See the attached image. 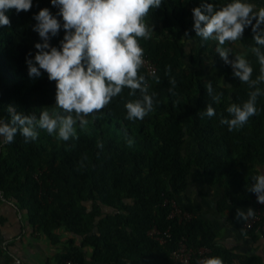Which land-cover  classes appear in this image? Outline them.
<instances>
[{
  "label": "trees",
  "instance_id": "1",
  "mask_svg": "<svg viewBox=\"0 0 264 264\" xmlns=\"http://www.w3.org/2000/svg\"><path fill=\"white\" fill-rule=\"evenodd\" d=\"M202 2L162 0L146 17L154 33L140 44L158 70L148 76L142 67L140 74L158 103L143 120L126 119L125 104L139 98V92L130 96L126 88L100 113L87 117L83 130L77 125L78 139L64 142L37 129L34 141L25 143L17 133L12 143L0 146V193L26 212L35 233L61 246L56 264H175L171 253L183 239L189 247L209 249L211 257L222 258L224 264L234 259L262 264L257 257L238 256L218 245L212 223L178 200L191 183L219 186L223 197L216 203L218 212L228 213L236 230L256 232H245L236 212L256 208V194L249 189L252 177L264 167V95L257 98V114L242 128L229 131L221 123L230 118L228 106L242 105L253 89L234 77L231 65L216 52L217 42L196 36L192 9ZM207 2L219 7L231 0ZM43 8L58 12L51 0H32L29 11L9 10L10 26H0V117L6 122L9 106L37 118L43 109L60 111L55 107V81L43 70L39 77H30L26 63L34 59V45L42 42L33 26ZM64 35L61 28L50 44L59 47ZM240 41L249 51L256 46L250 26ZM186 43L194 47L188 53ZM246 58L255 79L258 60L251 51ZM229 59H234L231 54ZM208 81L215 93H222L219 103L208 95ZM259 87L264 92V83ZM208 105L215 109L212 117L201 115ZM128 137L134 140L131 147ZM171 200L196 217L185 223L169 218L171 206L165 202ZM155 227L169 231L165 244L149 236ZM86 250H91L90 257Z\"/></svg>",
  "mask_w": 264,
  "mask_h": 264
},
{
  "label": "clouds",
  "instance_id": "2",
  "mask_svg": "<svg viewBox=\"0 0 264 264\" xmlns=\"http://www.w3.org/2000/svg\"><path fill=\"white\" fill-rule=\"evenodd\" d=\"M162 0H51L58 9L53 15L48 8L41 9L34 16L33 31L42 42L34 45L37 50L34 59H27L30 77H39L41 70L50 81L56 83L55 107L60 111L43 109L39 117L17 113L9 106L10 121L0 117V146L10 144L19 133L25 143L38 137L37 129L56 135L60 141L78 139L77 125L83 130L89 123L87 117L95 116L106 108L113 98L129 89L130 96L139 98L125 104L128 121L143 120L158 103L155 94H149L145 76L140 74L144 65V49L140 40L152 38L153 27L146 21L153 8H159ZM32 0H0V26H10L6 13L29 11ZM193 29L203 40L217 41L216 52L226 64L231 65L234 77L250 89L243 104L232 103L227 108L230 118H222L229 131L242 128L257 114V98L264 95L259 85L264 83V7L248 0H231L217 7L203 0L199 7L192 9ZM58 17L60 19H58ZM62 19V23H61ZM255 21V23H253ZM251 27L254 47L250 51L260 65V74L253 79V68L242 54L233 55L226 44H234L243 38L244 31ZM61 28L64 37L59 47L50 44ZM173 87L175 80L170 82ZM208 95L217 103L222 93H215L212 82L205 84ZM171 92L172 89L170 88ZM202 116L212 117L215 109L208 105ZM127 135V134H125ZM134 140L127 138L131 147ZM98 148L103 143L98 142ZM254 183L249 189L255 193L258 203L264 205V174L252 177ZM255 211L237 209L238 220L254 217ZM201 264H224L220 257L204 259Z\"/></svg>",
  "mask_w": 264,
  "mask_h": 264
},
{
  "label": "crops",
  "instance_id": "3",
  "mask_svg": "<svg viewBox=\"0 0 264 264\" xmlns=\"http://www.w3.org/2000/svg\"><path fill=\"white\" fill-rule=\"evenodd\" d=\"M255 5L257 9L264 7V4ZM222 197L223 189L219 186L191 183L187 193L178 200L212 223L218 232V245L238 256L257 257L264 264V236L258 231L248 234L232 227L228 213L222 214L216 208ZM67 237L66 234L62 236L63 240ZM60 248V245H53L41 234L35 233L28 223L26 212L0 193L1 264H56L54 256ZM86 253L90 257L91 250H86ZM88 264L93 263L89 261Z\"/></svg>",
  "mask_w": 264,
  "mask_h": 264
},
{
  "label": "built area",
  "instance_id": "4",
  "mask_svg": "<svg viewBox=\"0 0 264 264\" xmlns=\"http://www.w3.org/2000/svg\"><path fill=\"white\" fill-rule=\"evenodd\" d=\"M143 68L148 76H154L157 73V65L149 56L144 53ZM255 215L248 220H244L242 227L245 232L256 230L264 236V205L258 203L255 195ZM166 204L171 206V214L169 218L176 219L178 223L190 222L196 217V214L188 209L182 207L176 200L166 201ZM149 236L158 241L160 244H165L167 238L170 237L169 231H160L156 227L149 232ZM211 257V251L207 248L195 249L189 247L186 240L183 239L178 244V247L171 253V259L175 264H201L204 259ZM66 264H74L67 261ZM232 264H241L239 259H234Z\"/></svg>",
  "mask_w": 264,
  "mask_h": 264
},
{
  "label": "rangeland",
  "instance_id": "5",
  "mask_svg": "<svg viewBox=\"0 0 264 264\" xmlns=\"http://www.w3.org/2000/svg\"><path fill=\"white\" fill-rule=\"evenodd\" d=\"M213 42H217V41L214 40ZM226 45H227V47H230L232 49V52L230 53L232 56L236 55V54H242V55H244L246 57L248 55V53L250 52L249 50L246 49V47L243 45V43L240 40H238L234 44H226ZM192 48H194V47H193V45L191 43H186L185 44V50H186L187 53L189 51H191ZM233 58H234V56H233ZM208 60H211V57H208ZM208 60H207V64L209 63ZM189 141H188V144H187V148L188 149H190L192 147V144ZM260 172H261V174L264 173V167L260 168Z\"/></svg>",
  "mask_w": 264,
  "mask_h": 264
}]
</instances>
